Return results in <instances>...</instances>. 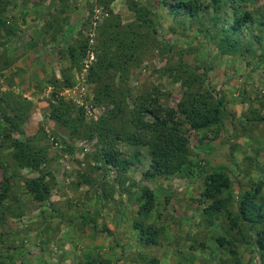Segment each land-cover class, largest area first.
Returning a JSON list of instances; mask_svg holds the SVG:
<instances>
[{
  "label": "rangeland",
  "instance_id": "obj_1",
  "mask_svg": "<svg viewBox=\"0 0 264 264\" xmlns=\"http://www.w3.org/2000/svg\"><path fill=\"white\" fill-rule=\"evenodd\" d=\"M3 1L0 184L13 171L23 178L39 175L18 167L12 157L6 138L11 129L1 113L13 116L18 109L25 120L12 138L46 150L42 171L50 175L46 180L52 188L47 200L37 202L22 181L10 183L0 199V264H149L150 259L157 264H264L258 243L263 225L250 228L239 222L232 227L238 196L259 185L257 202L264 211L263 27L246 24L231 33L225 47L223 24L234 21L228 0L216 26L208 0L195 3L199 7L193 18L170 12L160 0ZM127 2H134L140 14L146 11L147 23L138 20ZM259 6L264 0L236 2L240 14ZM124 31L142 35L135 36L141 49H132L131 58V52L123 55L124 48L117 49ZM108 45L120 62L103 81L130 109L142 95L153 99L159 93V103L177 111L184 91L173 70L179 57L201 74L203 89L222 101L217 125L187 133L189 164L180 171L148 177V148L120 141L116 145L122 155L134 158L118 178L104 162L101 140L89 138L83 129L73 136L50 119L51 107L59 101L72 107L88 131L106 117L111 107L95 102L99 84L92 72ZM125 119L118 117L113 126L125 127ZM213 172L227 175L231 186L221 195L224 209L210 216L204 213L210 201L203 200L202 192ZM145 188L155 206L140 213ZM139 223L158 230V245H142L135 229Z\"/></svg>",
  "mask_w": 264,
  "mask_h": 264
},
{
  "label": "trees",
  "instance_id": "obj_2",
  "mask_svg": "<svg viewBox=\"0 0 264 264\" xmlns=\"http://www.w3.org/2000/svg\"><path fill=\"white\" fill-rule=\"evenodd\" d=\"M113 0H100V2L108 3ZM162 5L167 7L170 12H184L188 17H196L198 7L195 3L200 0H160ZM212 3L214 11L213 23L216 26L217 14L223 8L225 0H208ZM232 2V18L233 22L227 23L223 32L222 39L225 47L229 37L232 34H237L246 24L256 22L264 29V6L254 8L252 12L239 13L236 7L237 0H228ZM254 1V0H252ZM4 3L0 0V14L1 6ZM128 9L137 16L138 20L145 18L146 11H142L137 5L127 2ZM259 13H261L259 15ZM144 23L147 20L144 19ZM247 27V26H246ZM126 32V33H124ZM121 35L120 45L117 49L124 48L123 55L126 52L129 54L132 49L137 48L140 51L141 43L135 38L141 37L140 32L124 31ZM230 33V34H229ZM128 35V36H127ZM136 45V46H135ZM133 47V48H131ZM128 50V51H127ZM103 54L97 57L94 65L92 76L99 84L96 94L94 95L95 102L107 103L111 109L106 114V117L98 119L91 124L90 130L88 125L84 124L83 119L74 116L72 107L59 101L52 105L49 114L50 119L57 125L69 130L73 136L80 134V129L85 131L89 138H97L101 140L106 146L104 149V162L109 165L117 174L118 178L123 176L129 170L132 164L133 156L124 157L117 148V143L120 141L127 142L130 145L143 144L149 150L150 165L146 176H166L180 171L184 166L189 164L188 148H187V133L194 130L209 129L217 125L224 112V105L221 100L216 98L209 89H203V80L201 74L196 73L190 65L183 63L182 57H179L174 70L175 79L180 83L184 89L183 95L177 103V111L182 118L178 117L177 111L172 108H167L159 103L158 95L155 93L153 99L147 94L138 98L136 106L130 109L123 98H117L116 91L112 89L108 83L103 81L107 71L110 68L115 69V64L120 62V59L115 56L110 49V45L103 48ZM136 51V50H135ZM133 50L129 58L135 56ZM73 57V52L70 53ZM125 62V61H123ZM67 83L66 86H71ZM94 90V89H93ZM126 115L125 127L113 126V121ZM2 119L6 126H9L11 131L6 133V138L10 142L12 149V157L17 162L18 167L22 169H29L37 172L39 175L35 177H21L17 172H11L10 175L4 177L0 184V199H4L7 194L8 186L12 181H22L23 188L28 194L37 202H43L50 196L51 182L46 180L47 173H43L42 168L47 163L46 150L39 147L34 148L27 142H22L12 138L13 130L17 129L19 123L22 122L24 116H20L19 110L13 116L5 112L1 113ZM145 116H149L147 119ZM17 119V120H16ZM186 126V127H185ZM86 128V129H85ZM51 180H53L51 178ZM230 180L227 175L221 172H213L205 178V189L202 192L204 201H210V204L204 209V213L211 216V214L224 209V201L221 195L225 189L230 188ZM260 192V185L253 191H245L238 196L237 199V213L232 217V227H238L239 222L248 225L250 228L263 225L260 231V239L258 241L260 248L264 250V211L262 206L257 202V196ZM139 212H149L155 206V198L152 192L145 188L142 190L141 198L139 200ZM229 216H232L228 212ZM231 221V218H230ZM135 229L139 232V241L144 246L158 245V230L154 226H143L139 223ZM149 264H157L156 259H150Z\"/></svg>",
  "mask_w": 264,
  "mask_h": 264
}]
</instances>
